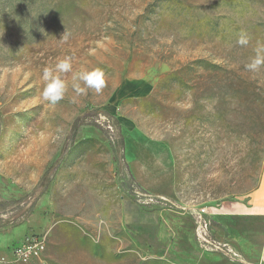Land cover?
I'll return each instance as SVG.
<instances>
[{
	"label": "rangeland",
	"instance_id": "rangeland-1",
	"mask_svg": "<svg viewBox=\"0 0 264 264\" xmlns=\"http://www.w3.org/2000/svg\"><path fill=\"white\" fill-rule=\"evenodd\" d=\"M258 42L264 0H0V232L47 235L33 264H238L197 249L192 211L259 183L264 67L245 68ZM65 57L105 86L78 96L61 74L52 105L43 70ZM127 81L152 92L123 99ZM134 169H167L173 185L149 193ZM125 201L179 217L183 247L169 227L128 228Z\"/></svg>",
	"mask_w": 264,
	"mask_h": 264
},
{
	"label": "crops",
	"instance_id": "crops-1",
	"mask_svg": "<svg viewBox=\"0 0 264 264\" xmlns=\"http://www.w3.org/2000/svg\"><path fill=\"white\" fill-rule=\"evenodd\" d=\"M152 89V83L147 81H127L120 87L118 95L123 99L143 97L149 95ZM133 172L140 186L149 193L160 194L173 185L172 174L167 169H134ZM212 220L215 230L231 237L243 254L244 261L238 264H264V169L261 170L258 185L246 201L220 204L215 209ZM181 221L165 210L145 211L139 204L128 201L123 205V223L128 228H156L160 231L169 227L170 231L175 232L178 249L183 247L187 236L181 227ZM192 234L195 244L194 229ZM27 236L26 227L0 232V261L3 257L10 259V249L21 244ZM207 255L223 259L217 255Z\"/></svg>",
	"mask_w": 264,
	"mask_h": 264
},
{
	"label": "built area",
	"instance_id": "built-area-1",
	"mask_svg": "<svg viewBox=\"0 0 264 264\" xmlns=\"http://www.w3.org/2000/svg\"><path fill=\"white\" fill-rule=\"evenodd\" d=\"M214 211L197 208L192 211L195 245L204 254L217 255L235 263H243L244 256L233 243L231 237L219 234L212 221ZM48 236L45 234L28 235L24 241L11 250V258L3 257L2 264H33L46 253Z\"/></svg>",
	"mask_w": 264,
	"mask_h": 264
},
{
	"label": "clouds",
	"instance_id": "clouds-1",
	"mask_svg": "<svg viewBox=\"0 0 264 264\" xmlns=\"http://www.w3.org/2000/svg\"><path fill=\"white\" fill-rule=\"evenodd\" d=\"M65 37L66 34L61 41ZM249 42L250 36L248 33L242 31L239 34L237 43L241 46H247ZM261 67H264V43L258 42L255 48V56L245 65V68L250 72H257ZM69 72H73L72 57L58 60L54 67L44 68L42 80L45 82V86L42 97L45 101L55 105L64 98L68 85L61 74ZM72 81V88L78 96L85 94L87 89H95L96 92H100L105 86V73L99 68L90 71L80 70L73 72Z\"/></svg>",
	"mask_w": 264,
	"mask_h": 264
}]
</instances>
